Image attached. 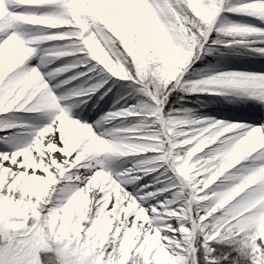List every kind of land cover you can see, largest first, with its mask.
<instances>
[{
  "label": "snow or ice",
  "instance_id": "1",
  "mask_svg": "<svg viewBox=\"0 0 264 264\" xmlns=\"http://www.w3.org/2000/svg\"><path fill=\"white\" fill-rule=\"evenodd\" d=\"M0 264H264V0H0Z\"/></svg>",
  "mask_w": 264,
  "mask_h": 264
}]
</instances>
